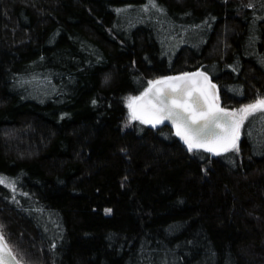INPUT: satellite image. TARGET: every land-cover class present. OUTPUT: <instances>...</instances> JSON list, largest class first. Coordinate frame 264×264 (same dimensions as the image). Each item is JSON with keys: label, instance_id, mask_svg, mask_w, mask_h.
I'll use <instances>...</instances> for the list:
<instances>
[{"label": "trees", "instance_id": "obj_1", "mask_svg": "<svg viewBox=\"0 0 264 264\" xmlns=\"http://www.w3.org/2000/svg\"><path fill=\"white\" fill-rule=\"evenodd\" d=\"M197 70L226 110L264 98V0H0V231L23 264H264V112L219 155L129 118Z\"/></svg>", "mask_w": 264, "mask_h": 264}, {"label": "snow or ice", "instance_id": "obj_2", "mask_svg": "<svg viewBox=\"0 0 264 264\" xmlns=\"http://www.w3.org/2000/svg\"><path fill=\"white\" fill-rule=\"evenodd\" d=\"M148 83L150 86L139 96L128 98L130 120L152 126L170 121L189 151L202 148L217 155L238 151L240 129L245 120L264 112V98L231 112L220 108L214 91L216 86L201 72L163 77ZM105 211L110 213L111 209ZM2 252L4 246L0 245Z\"/></svg>", "mask_w": 264, "mask_h": 264}, {"label": "water", "instance_id": "obj_3", "mask_svg": "<svg viewBox=\"0 0 264 264\" xmlns=\"http://www.w3.org/2000/svg\"><path fill=\"white\" fill-rule=\"evenodd\" d=\"M197 72H201V73L206 74L209 81L211 82V84L216 86L214 91H215V95L217 97V103H218L220 108H223V106L221 105V102L219 100L220 99V92H219V88H218V85L216 84V82L211 78V76L207 72H205L203 70H197V71H193V72H189V73H197ZM176 76H180V75H176ZM172 77H174V76H172ZM227 111H229V110H227ZM229 112H231V111H229ZM147 125L150 127L169 126L174 130V132H176L175 127L171 124L170 121H166L164 124L157 125V126H152L150 124H147ZM178 138L181 140V142H183L186 145V143L184 142L182 137L178 136ZM193 150H202V151H205L207 153L214 154V153L208 152L206 149H202V148L201 149H193ZM221 153H223V152H221ZM214 155H217V154H214ZM0 233H2V232L0 231ZM0 245L4 246V252L0 253V256H2V259H0V264H23L18 259V257L15 255L14 251L12 250L11 246L9 245V243L7 242V240L5 239L4 236H3V240L0 241Z\"/></svg>", "mask_w": 264, "mask_h": 264}, {"label": "rangeland", "instance_id": "obj_4", "mask_svg": "<svg viewBox=\"0 0 264 264\" xmlns=\"http://www.w3.org/2000/svg\"><path fill=\"white\" fill-rule=\"evenodd\" d=\"M184 28V30H182L181 32H180V37H171V39H169V42H171V44L173 45V46H177L178 45V43H179V41H186V40H188V39H194V38H196V37H198L199 35H200V29L199 30H196V29H193V28H189V27H183ZM130 97H133V96H130ZM129 98V97H128ZM127 103H128V99H127ZM254 103V102H253ZM251 104V103H250ZM248 105V104H247ZM244 106V105H243ZM242 106V107H243ZM242 107H240V108H242ZM240 108H237V109H235V110H238V109H240ZM235 110H232V111H235ZM131 111V110H130ZM241 135H242V127H241V129H240V137H241ZM238 144H239V141H238ZM0 179H2L3 180V182L2 183H4V184H6L9 188H10V190L12 191V194L14 195V196H16V194H18L19 193V191H18V188H17V185H16V183H15V181L13 180V179H11V178H9L8 176H6V175H3V174H1L0 173Z\"/></svg>", "mask_w": 264, "mask_h": 264}]
</instances>
